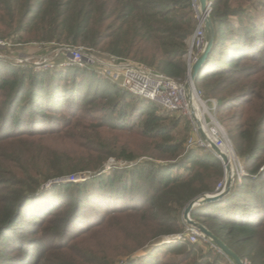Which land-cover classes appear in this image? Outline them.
I'll return each instance as SVG.
<instances>
[{"label": "trees", "instance_id": "obj_1", "mask_svg": "<svg viewBox=\"0 0 264 264\" xmlns=\"http://www.w3.org/2000/svg\"><path fill=\"white\" fill-rule=\"evenodd\" d=\"M207 1L214 39L194 87L246 174L190 218L264 264V0ZM196 27L192 0H0V39L83 46L179 83ZM190 131L91 66L0 60V264H231L208 243L159 258L162 238L184 233L187 204L224 176L214 154L187 149ZM109 160L129 165L105 171Z\"/></svg>", "mask_w": 264, "mask_h": 264}, {"label": "built area", "instance_id": "obj_2", "mask_svg": "<svg viewBox=\"0 0 264 264\" xmlns=\"http://www.w3.org/2000/svg\"><path fill=\"white\" fill-rule=\"evenodd\" d=\"M194 2V0H193ZM194 4V3H193ZM210 12V7H209ZM197 27L194 31V34L189 43V49L187 53V75L191 66L197 61L199 56L202 54L205 47V32L203 26V17L199 14L196 15ZM9 46L7 41L0 40V48H5ZM84 48L80 47H71L67 46L63 49H59L57 53H63L67 56L69 62L65 64H60V67L66 66H76L78 68H85L87 66H92L98 68L99 74L105 79L109 80L112 83L119 84L123 89H125L129 94L134 95L138 98H142L159 105L163 110L168 112H180L184 114L190 122L193 124V133L189 140L187 148L192 146H197L203 149H210V144L203 140L198 132V128L194 123V120L191 116L186 97L184 84L176 82L166 76H163L154 70H151L145 66L135 64L133 62L121 60L120 58L110 56V57H97L91 52L84 53ZM24 61H20L21 65ZM25 63H28L25 60ZM44 68H52L51 63L44 61L42 63ZM36 66L41 65L40 63H35ZM196 91V90H195ZM197 97V100L203 103L199 94L196 91L194 94ZM204 104V103H203ZM214 106V104H213ZM215 107L213 108V111ZM208 113V112H207ZM196 115V112H195ZM205 116V115H204ZM204 116L202 118V128L204 133L208 137L211 136V139L208 137L209 141L213 143L220 151L222 149L229 150L230 152V163H234L236 166V173H233V177L236 179H241L245 176V171L243 170L242 165L237 162V157L232 152L231 147L229 146L228 139L226 138L224 132L222 131L221 126L215 121L209 127L205 124ZM229 146V147H228ZM232 159V162H231ZM238 163V165L236 164ZM76 178H72L71 182H76ZM225 187V183H220L214 195L220 194ZM199 239L206 240L203 235L196 229L188 227L185 229L184 233L167 236L166 240L162 243H183L190 242L195 243Z\"/></svg>", "mask_w": 264, "mask_h": 264}, {"label": "rangeland", "instance_id": "obj_3", "mask_svg": "<svg viewBox=\"0 0 264 264\" xmlns=\"http://www.w3.org/2000/svg\"><path fill=\"white\" fill-rule=\"evenodd\" d=\"M193 3H194L195 14L196 15L197 14L200 15V13H199V2H198V0H194ZM0 40L7 41L8 44H9V46H7L5 48H0V60L1 61H5V62H8L9 64H11L13 66H20L21 68H26L27 66H29V67L32 68V70H34L36 72L47 71V69H45L44 68V65L42 64L44 61H46L47 64L49 62V63H51L53 65V67L50 68V69L48 68V70H51V69H54V68L64 69L66 67H70V66H66V67H60L59 66L60 64H65L66 62H69V60H68L67 56L64 55L63 53H61V52L60 53H57L59 49H63L64 47H67L68 45H56L54 42H51V43H44V42H40V43L39 42H27V43H23V42L18 41L16 38H8V39H0ZM71 47H74V46H71ZM76 47L84 48L83 49V52L84 53H88V51H89V53L91 52L92 54H94L97 57H104L102 55L96 54L92 49H87V48H85L83 46H76ZM188 49H189V47H188ZM25 60H27L28 63H25ZM20 61H24L22 65H21ZM35 63H40L41 65L36 66ZM92 68L95 71H97V73L99 72L98 68H95V67H92ZM186 76H187V73H186ZM185 81H186V78H185V80L182 83L185 84ZM195 90H196V88H195ZM199 98L205 104L206 109H207V112H208V113L204 114L205 116H204V120L203 121L205 122L206 125H208L210 127L212 125L213 121L214 122L216 121V119L214 117V111H213V108L215 107V102L213 100H209V101L206 102V101L202 100V98L200 96H199ZM213 104H214V106H213ZM175 115L176 116L183 117L185 119V121H187V123L189 124V128L191 130L190 131V134L191 135L194 134L193 133V130H194L193 124L190 122V120L184 114H182L180 112H175ZM222 131L224 132V129L223 128H222ZM54 143H53V145H54ZM228 143H229V146L232 149V152L236 156V154H235V152H234V150H233V148H232V146H231V144H230L229 141H228ZM188 144H189V142H188ZM192 147L200 148V147H197V146H192ZM207 150L212 153L211 149H207ZM236 157L238 159L237 162L240 164V166L242 165V167H243V162L241 161V159L238 156H236ZM231 162H232V159H231ZM238 163H236V164L238 165ZM128 165L129 164H126V163L117 162V161H114V160H109L106 163H104V165H103L104 167L103 168L106 171V170H109L112 167L123 168V167H128ZM230 165L232 167V174L233 173H236V166L234 165V163L232 162V163H230ZM243 170H244V167H243ZM223 174H224V169H223ZM89 175H90L89 172H81V173H77L74 176H68V177H65L64 179L58 180V181H61V182L62 181L71 182L72 178H76L77 179L76 182H83V181H85V180H87L89 178ZM244 177H242L241 179H236V178L233 177V179H234L233 185H234V183L241 184V182H242V180H243ZM222 182L225 183V175L223 176L222 180H220L215 185L214 192H215L217 186L220 183H222ZM214 192L212 194H205V195H214ZM203 208H204V205H203ZM184 224H185V227L186 228L190 227L185 222H184ZM166 238L167 237H163L162 238V241L166 240ZM162 241H161L160 244L157 245V246H159V248H161V250L159 251V258L162 261H172V260H175L177 257H175L174 255H172V253H166L167 252L166 250H167V248L169 246H173L174 244H178V243H169V244H166V243H162ZM206 243L210 244V246L212 248H215L209 241L204 240V239H199L195 243H191V244H198V245L204 246ZM150 249H151V247H147L146 248V251H149ZM143 254H144V252H139V253L135 254L134 256L138 257V256H141ZM120 259L118 261H120ZM121 260H123V258ZM244 262L246 264H249L245 260H244Z\"/></svg>", "mask_w": 264, "mask_h": 264}, {"label": "water", "instance_id": "obj_4", "mask_svg": "<svg viewBox=\"0 0 264 264\" xmlns=\"http://www.w3.org/2000/svg\"><path fill=\"white\" fill-rule=\"evenodd\" d=\"M198 2H199V13L203 17V26L205 32V47L202 54L197 59V61L191 66L189 70V74L186 76V81L184 84L185 97L191 116L198 128L200 137L210 144V149L212 153L221 162L223 166L224 175H225V187L220 194L202 195L190 201L183 211L182 219L188 226L198 230L203 235V237L207 241H209L221 254H223L232 264H246L244 261L240 260L231 250H229L220 240H218L215 236H213L204 226L191 220L190 218V213L194 208L207 205L210 203H215L226 197L230 193L234 182L232 167L230 165L228 157L222 151H220L213 143L209 141L208 137L206 136L202 128V123L196 117L192 106L193 95L196 93L194 87V80L200 68L202 67L203 63L205 62L207 55L211 50L214 39V31L210 19V12H209L210 4H208L207 0H198ZM47 186L48 184L43 187L45 188Z\"/></svg>", "mask_w": 264, "mask_h": 264}, {"label": "bare ground", "instance_id": "obj_5", "mask_svg": "<svg viewBox=\"0 0 264 264\" xmlns=\"http://www.w3.org/2000/svg\"><path fill=\"white\" fill-rule=\"evenodd\" d=\"M192 106H193V110H194V113L196 112V117L202 122V118L204 116V114L207 113V109H206V106L205 104L199 102L197 100V97L195 95H193V99H192ZM208 137L211 139V136L208 135ZM228 158H230V152L229 150H226V149H222L221 150Z\"/></svg>", "mask_w": 264, "mask_h": 264}]
</instances>
